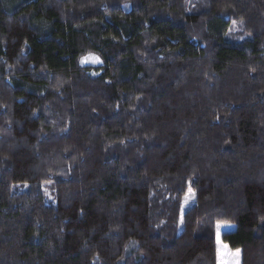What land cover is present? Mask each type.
I'll return each instance as SVG.
<instances>
[{
	"label": "trees",
	"instance_id": "obj_1",
	"mask_svg": "<svg viewBox=\"0 0 264 264\" xmlns=\"http://www.w3.org/2000/svg\"><path fill=\"white\" fill-rule=\"evenodd\" d=\"M217 224L264 264V0H0V264H217Z\"/></svg>",
	"mask_w": 264,
	"mask_h": 264
},
{
	"label": "rangeland",
	"instance_id": "obj_2",
	"mask_svg": "<svg viewBox=\"0 0 264 264\" xmlns=\"http://www.w3.org/2000/svg\"><path fill=\"white\" fill-rule=\"evenodd\" d=\"M97 56L95 55H87L84 56L80 61L79 64L81 66H97L101 64L100 59H97ZM45 194V200L46 203L50 200V194L47 190H44ZM55 202L53 201L52 204ZM194 203L193 199V193L190 189L187 190L186 196L184 198V201L181 206V214L184 213V211L192 206ZM234 229L233 225H225V224H217L216 226V242H217V264H237V256L236 252L237 250H231L225 243L221 241V236L224 233L230 232ZM239 264H240V252H239Z\"/></svg>",
	"mask_w": 264,
	"mask_h": 264
},
{
	"label": "snow or ice",
	"instance_id": "obj_3",
	"mask_svg": "<svg viewBox=\"0 0 264 264\" xmlns=\"http://www.w3.org/2000/svg\"><path fill=\"white\" fill-rule=\"evenodd\" d=\"M97 59V61H98V58H96ZM236 256H237V264H239V250H237V252H236Z\"/></svg>",
	"mask_w": 264,
	"mask_h": 264
}]
</instances>
